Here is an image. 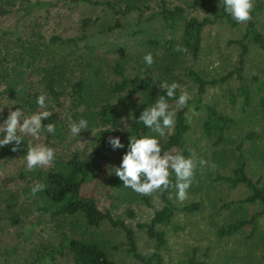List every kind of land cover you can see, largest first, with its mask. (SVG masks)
<instances>
[{
    "label": "trees",
    "instance_id": "16d2710c",
    "mask_svg": "<svg viewBox=\"0 0 264 264\" xmlns=\"http://www.w3.org/2000/svg\"><path fill=\"white\" fill-rule=\"evenodd\" d=\"M254 5L252 19L243 24L242 33L228 41L237 50L235 66L216 78H207L193 65L200 51L203 29L217 23L232 27L239 24L225 11L223 0H0V16L11 15L15 19L12 24L0 26V100L11 111L20 108L26 116L51 111L52 115L41 123L55 124L54 133L46 129L40 133L42 144L55 150L51 166L34 170L20 166L4 172L1 165L6 159L26 154L31 136L18 133L23 141L16 152L11 150L13 144L0 146V241L6 234L16 242L24 241L36 231L44 232L42 223L51 222L54 231L44 234L58 241L38 244L32 253L34 264H120L111 258V252L103 244L86 235L107 222L122 234L124 253L132 262L163 264L161 250L165 238L156 226L168 223L177 210H199V202L176 208L168 198L171 188L155 192L160 208L147 223L136 224L153 241L150 251L145 253L138 250L135 231L108 210L100 209L92 197L84 196L82 187L97 176L100 158L110 154L115 169L128 151L129 138L154 135L138 122L146 107L161 95L168 99L170 109L176 107L180 91L176 90L174 98H167L166 90L159 87L162 82L171 84L182 79L188 86H194L197 95H202L207 87L225 84L233 78L237 86L234 92L226 88L227 97L233 100L240 96L241 109L248 106L250 83L254 84L255 91L264 89V73L261 79L253 77L248 83L242 75L251 49L264 50V33L259 24L264 0H254ZM58 8H65L71 14L77 8L80 11L67 36L46 34L41 27V21ZM190 11H200L202 15H191ZM111 34L124 37V46L129 49L118 46L114 53L119 55L109 59L106 56L118 45L110 39ZM177 45L187 48V52L174 51ZM148 53L154 59L151 66L144 61ZM41 94L46 95L43 109L36 103ZM257 101L263 106V95L258 94ZM190 105L191 99L176 111L175 125L170 132L165 137H157L162 154L174 149L189 157L185 135L189 129L186 113ZM6 118L3 112L0 122ZM81 118L88 121V129L73 136L70 121L78 122ZM234 123L229 116L205 106L201 129L214 146L225 139ZM4 135L0 132V139ZM82 135H90L92 150L70 148L71 140ZM254 135L252 131L246 132L239 144L252 140ZM109 137H119L124 147L113 149ZM239 144L229 174L217 175L214 179L229 187L242 185L246 190L242 199L228 202L226 206L235 204L236 208H242L247 203L256 210L219 225L214 232L220 238L233 235L246 225L252 232L257 219L264 216V182L247 175ZM10 179L14 180L13 185L1 184ZM121 182L114 173L111 185L118 187ZM35 183L46 187L33 196L31 189ZM124 188L120 189L121 193ZM142 202L147 204L145 198ZM77 231L79 236L75 235ZM15 249L12 248V253ZM12 253L1 250V264H6L7 256ZM183 261L207 264L195 260L194 253Z\"/></svg>",
    "mask_w": 264,
    "mask_h": 264
},
{
    "label": "rangeland",
    "instance_id": "374dc122",
    "mask_svg": "<svg viewBox=\"0 0 264 264\" xmlns=\"http://www.w3.org/2000/svg\"><path fill=\"white\" fill-rule=\"evenodd\" d=\"M88 12V11H83ZM80 13L79 9L72 14L65 8L63 10L53 9L49 16L41 21L44 33H57L67 36L72 31V22ZM68 14L69 16H63ZM191 15L201 16L200 11H190ZM13 16H0V26L14 23ZM127 22V21H124ZM243 24L232 27L225 23H217L203 29L201 47L198 58L193 62L194 68L204 77H218L235 66L236 48L228 45L230 39L239 37L243 31ZM260 30L264 33V12L259 17ZM113 43H118L112 48L106 57L112 59L119 53H114L116 48L124 46L125 38L110 35ZM119 52V51H118ZM264 73V50L252 48L245 59L243 77L245 82H250L253 77L261 79ZM181 86L178 90H186L191 95V105L187 109L186 121L189 129L185 140L189 156L199 161L207 160L208 165L197 166L195 177L190 188L187 190V199L180 202L176 199V189L171 188L168 198L171 204L178 208L182 205L199 202L200 209L194 212H183L177 210L170 221L166 224L157 225L156 228L164 233L165 245L161 250L163 264H186L183 260L186 256L194 253V259L207 264H264V216L257 219V226L251 232L250 226H244L239 232L220 238L214 230L221 224L230 222L234 218L248 216L256 210L254 205L243 204L242 208H236L235 204L226 206L228 202H237L242 199L246 190L242 185L229 187L222 182L216 181L217 175H227L233 166L236 147L241 137L246 132L252 131L255 135L252 140H245L239 145L246 160V173L252 179L264 182V101L263 106L257 101V95H263L264 89L255 91L254 84L250 83V99L248 106L242 110L240 107L241 97L235 99L227 97L226 88L234 92L237 86L235 79H230L225 84H217L207 87L202 95H197L194 86L190 87L186 82L177 81ZM173 105V104H172ZM195 106H197L195 108ZM205 106H211L221 114L227 115L234 120L231 130L219 145H213L212 139L207 138L202 129L201 122L205 114ZM172 108V107H171ZM10 108L4 100H0V115L5 112L8 116ZM4 122H0L2 125ZM154 134V133H153ZM156 135V134H154ZM90 135L71 140L70 148L91 149ZM161 138V137H160ZM30 145L41 142L29 137ZM167 153L176 154L174 149ZM26 155V154H25ZM25 155L13 156L5 160L1 165L4 172H12L20 166L26 167ZM214 164L213 168L211 165ZM115 163L110 154L100 158V170L97 176L90 182L84 184L81 193L94 199L96 205L102 210H108L114 218L122 220L131 227L136 234L138 250L148 253L153 245L136 224L147 223L153 213L161 206V202L154 192L151 195H140L131 188L125 187L122 193L120 189L124 186L123 181L118 187L111 185ZM0 176L2 173L0 172ZM175 181V174H172ZM215 180V181H214ZM14 180L2 181L1 184L13 185ZM147 200V204L142 199ZM43 225L44 232H53L51 222ZM44 232L33 233L26 240L14 241L6 234L0 241L1 250L15 252L7 256L6 264H34L32 255L38 244H55L58 239L48 237ZM72 234L71 231H66ZM68 234V235H69ZM85 234V233H83ZM75 235L79 236V231ZM111 252V258L120 264H140L132 262L124 253V241L122 234L116 228H112L107 222H102L99 227L87 232ZM90 235V236H89ZM33 253V254H32ZM2 259L0 257V264Z\"/></svg>",
    "mask_w": 264,
    "mask_h": 264
},
{
    "label": "clouds",
    "instance_id": "9594fccd",
    "mask_svg": "<svg viewBox=\"0 0 264 264\" xmlns=\"http://www.w3.org/2000/svg\"><path fill=\"white\" fill-rule=\"evenodd\" d=\"M223 4L225 11L236 22L246 23L252 19V10L255 6L254 0H223ZM174 51L187 52V48L177 45ZM144 61L151 66L154 63L152 54H146ZM159 87L166 90L167 98H174L176 90L181 86L175 81L171 84L165 81ZM191 98L186 90H182L178 100H176V107L170 109L168 99L161 95L155 100L154 104L146 107L141 112L138 122H142L145 127L156 135L129 138L128 151L123 155L120 166L114 169L115 175L123 181L125 187L131 188L140 195H151L157 191L175 188L178 201L183 202L187 199V190L193 183L197 166L202 167L208 165L209 162L204 159L197 161L194 154L189 157H185L180 153L164 152L162 154L160 140L157 137H165L170 132L175 125L176 111L186 106ZM45 101L46 95L41 94L36 103L43 109ZM51 115L52 112L48 110H42L30 116H26L20 108L10 111L4 123L0 125V132L5 133L3 138L0 139V146L13 144L11 150L16 152L23 141L20 134L30 135L39 140L42 129L54 133V123H48L47 125L41 123L42 119L49 118ZM69 127L73 136H79L81 130L88 129V121L83 118L78 122L70 121ZM108 142L113 149L124 147L119 137H109ZM189 151L192 150L189 149ZM54 158L55 150L52 147L42 143L27 147L25 160L29 170L51 166ZM211 166L215 167L214 164ZM173 173L175 174V182L171 179ZM45 187L46 185L42 183H35L31 189V194L34 196Z\"/></svg>",
    "mask_w": 264,
    "mask_h": 264
}]
</instances>
